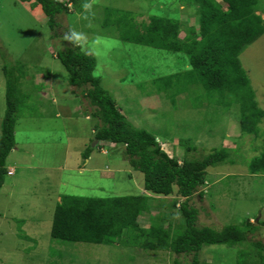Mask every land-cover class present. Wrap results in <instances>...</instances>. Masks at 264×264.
I'll return each mask as SVG.
<instances>
[{"label":"rangeland","instance_id":"1","mask_svg":"<svg viewBox=\"0 0 264 264\" xmlns=\"http://www.w3.org/2000/svg\"><path fill=\"white\" fill-rule=\"evenodd\" d=\"M89 3L92 8L82 12L69 3V11L56 16L52 30L40 6L32 9L31 2L0 0V135L6 111L4 63L25 66L20 74L16 146L7 158L15 173L6 176L0 189V264H175L176 255L169 251L69 242L51 236L55 208L65 194L146 193L143 173L131 166L125 147L96 143L88 87L69 85L68 72L57 58V52L70 45L65 39L70 31L86 37L80 44L97 58L95 74L114 95L122 113L155 134L170 157L182 160L187 146L193 147L186 151L187 158L195 160L215 150H228L226 162L207 168L206 182L200 185L205 195L191 198L190 203L199 209L198 224L215 229L237 225L244 231L251 229L253 241H264V173L250 172L251 162L264 153V120L258 135L245 134L240 127L241 107L229 94L222 98L197 85L174 98L165 91L157 93L152 81L158 75L154 74L184 71L183 54L124 42L115 24L103 26L108 6L133 11L138 21L148 22L150 15L179 17L181 36H185L192 25L198 26L194 9L181 0ZM240 61L258 106L264 109V34L241 53ZM133 66L142 71L138 73ZM137 82H144L151 93L143 94ZM87 148L92 149L90 159L84 158ZM171 200L166 197L160 205L167 206ZM154 204L142 216L144 227L160 215L159 203ZM173 212L167 223L182 222L178 210ZM250 218L254 228L248 226ZM249 238L232 247L205 246L199 257L206 264H241V260L253 264L250 255L258 249ZM180 259L187 264L192 256Z\"/></svg>","mask_w":264,"mask_h":264},{"label":"trees","instance_id":"2","mask_svg":"<svg viewBox=\"0 0 264 264\" xmlns=\"http://www.w3.org/2000/svg\"><path fill=\"white\" fill-rule=\"evenodd\" d=\"M20 1L31 2L32 9L40 6L54 30L56 16L68 12L69 3L82 12L83 4L90 0L83 3L80 0ZM181 1L196 13L195 25L198 26L192 25L189 35L181 36L183 22L179 17L150 15L148 22L138 21L133 11L108 6L104 8L107 20L103 26L115 24L124 42L183 54L187 64L184 71L154 74L158 75L152 81L157 93L165 91L174 98L181 90L197 85L222 98L229 94L233 103L241 107L242 133L258 135L259 124L264 120V109L258 106L240 55L264 34V0ZM68 42L69 46L57 52V58L68 72L69 85L88 87L86 98L93 106L89 115L95 139L108 142L113 148L125 147L124 152L131 166L143 173V190L146 193L109 197L65 194L55 208L52 238L142 251H169L176 255L175 264H184L181 256H192L187 264H206L199 257L205 246L232 247L248 241L251 229L248 232L237 225H226L221 229L200 226L199 209L190 203L195 194L200 198L205 195L200 185L206 182L207 168L226 162L228 150H215L205 158L195 160L187 158L186 151L193 150V147L187 146L182 160L170 157L155 134L137 126L133 119L122 113V107L118 106L114 95L102 84V78L95 74L97 58L86 53L80 43ZM24 68L21 63L10 67L7 60L3 66L6 111L1 122L0 189L8 175L7 158L16 146L14 132L20 103V74ZM132 68L135 69L134 66ZM135 70L138 73L142 71L138 66ZM137 83L143 94L151 93V90L146 91L144 82ZM181 143L186 141L181 139ZM91 151L86 149L85 159L90 157ZM250 172L264 173V153L251 162ZM166 197H173V200L167 206L160 205ZM155 202L159 203L160 215H155L150 219L149 227H144L142 216L150 213ZM175 210H178L183 221L168 224L167 216L175 215ZM251 220H247L248 226L254 228ZM253 242L258 251L256 254L252 252L251 261L253 264H264V241ZM241 264L247 263L241 260Z\"/></svg>","mask_w":264,"mask_h":264},{"label":"clouds","instance_id":"3","mask_svg":"<svg viewBox=\"0 0 264 264\" xmlns=\"http://www.w3.org/2000/svg\"><path fill=\"white\" fill-rule=\"evenodd\" d=\"M83 8L88 10V9L91 8V4L86 2V3L83 4ZM65 39L69 40V41H72V42H75V43H81L82 41H84L86 39V37L83 35V33H79V32L73 31L70 34L66 35ZM100 142H103V141H100ZM100 142H99V140L96 141V143H98V144ZM7 170H8V175H13L15 173V169L9 170L7 168ZM9 172H12V173H9Z\"/></svg>","mask_w":264,"mask_h":264},{"label":"crops","instance_id":"4","mask_svg":"<svg viewBox=\"0 0 264 264\" xmlns=\"http://www.w3.org/2000/svg\"><path fill=\"white\" fill-rule=\"evenodd\" d=\"M92 156V153L90 154V157ZM90 157L88 158V159H90ZM8 165V164H7ZM7 168L9 169V170H12V169H14L12 166H10V165H8L7 166Z\"/></svg>","mask_w":264,"mask_h":264},{"label":"built area","instance_id":"5","mask_svg":"<svg viewBox=\"0 0 264 264\" xmlns=\"http://www.w3.org/2000/svg\"><path fill=\"white\" fill-rule=\"evenodd\" d=\"M9 173H12V172H9Z\"/></svg>","mask_w":264,"mask_h":264}]
</instances>
